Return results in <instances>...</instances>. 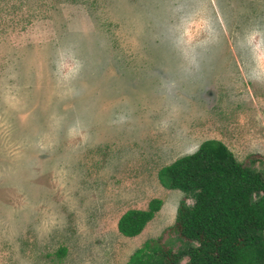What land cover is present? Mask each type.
I'll use <instances>...</instances> for the list:
<instances>
[{"label":"rangeland","instance_id":"374dc122","mask_svg":"<svg viewBox=\"0 0 264 264\" xmlns=\"http://www.w3.org/2000/svg\"><path fill=\"white\" fill-rule=\"evenodd\" d=\"M208 139L264 168V0H0V264H126Z\"/></svg>","mask_w":264,"mask_h":264},{"label":"trees","instance_id":"16d2710c","mask_svg":"<svg viewBox=\"0 0 264 264\" xmlns=\"http://www.w3.org/2000/svg\"><path fill=\"white\" fill-rule=\"evenodd\" d=\"M159 177L192 201L180 200L173 224L134 249L126 264H182L184 258L183 264H264V168L243 164L223 142L208 139L161 167ZM161 204L153 198L145 209H127L118 231L138 235ZM171 236L181 249L168 243Z\"/></svg>","mask_w":264,"mask_h":264}]
</instances>
